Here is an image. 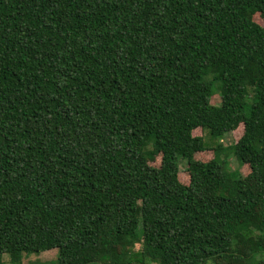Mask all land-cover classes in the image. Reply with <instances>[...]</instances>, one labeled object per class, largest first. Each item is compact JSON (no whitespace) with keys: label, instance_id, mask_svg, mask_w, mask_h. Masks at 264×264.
Returning a JSON list of instances; mask_svg holds the SVG:
<instances>
[{"label":"trees","instance_id":"1","mask_svg":"<svg viewBox=\"0 0 264 264\" xmlns=\"http://www.w3.org/2000/svg\"><path fill=\"white\" fill-rule=\"evenodd\" d=\"M52 249L264 264V0H0V264Z\"/></svg>","mask_w":264,"mask_h":264},{"label":"rangeland","instance_id":"2","mask_svg":"<svg viewBox=\"0 0 264 264\" xmlns=\"http://www.w3.org/2000/svg\"><path fill=\"white\" fill-rule=\"evenodd\" d=\"M254 21L259 24L263 25V22L260 18H254ZM210 103L212 105L217 106L219 104L218 95L212 96ZM242 135V125H238L235 130L225 133L218 141L215 139L210 138L206 130H201L199 128L194 129L191 132L192 137L199 138L202 144L207 148V151L198 154L196 157L199 161L205 162L208 161L211 155V149L215 147L216 143H220L223 148L231 146L237 142V140ZM146 157L151 160V165L157 166L159 163L158 154L155 153L154 149L150 145H146L145 147ZM226 169L230 173L239 172L242 176H245L249 170L245 166H240L234 156L231 153H228L226 157ZM185 162L179 161L178 162V178L181 182H184L183 179L185 177ZM140 230V226H138V231ZM134 250L138 249V245H134ZM57 257V250L52 249L49 251L41 252L39 254H30V255H23L21 257L20 264H56L55 259ZM2 261L7 263V257L3 256Z\"/></svg>","mask_w":264,"mask_h":264}]
</instances>
